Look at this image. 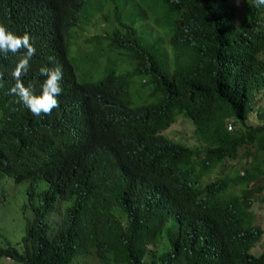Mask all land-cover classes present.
<instances>
[{
  "label": "trees",
  "instance_id": "1",
  "mask_svg": "<svg viewBox=\"0 0 264 264\" xmlns=\"http://www.w3.org/2000/svg\"><path fill=\"white\" fill-rule=\"evenodd\" d=\"M243 14L237 19L228 0H0V24L28 32L36 48L25 85L40 94V67L59 64L64 89L50 115H33L9 94L23 50L0 56V178H27L33 211L20 249L7 241L0 256L264 264V246L249 251L263 232L251 208L264 189V107L254 106L264 92V6L246 0ZM95 15L100 29L81 37ZM80 42L125 66L76 80L67 47ZM134 76L148 101L132 104ZM177 113L191 120L202 149L161 133ZM240 158L242 169L201 182ZM38 178L45 188L36 189ZM61 199L65 215L48 221ZM163 228L167 237L157 238Z\"/></svg>",
  "mask_w": 264,
  "mask_h": 264
},
{
  "label": "rangeland",
  "instance_id": "2",
  "mask_svg": "<svg viewBox=\"0 0 264 264\" xmlns=\"http://www.w3.org/2000/svg\"><path fill=\"white\" fill-rule=\"evenodd\" d=\"M246 0H228V2L233 5L236 9L237 19L242 20L243 12L245 9ZM94 24V25H91ZM88 25V24H87ZM101 20L98 16H94L91 22L82 31V35L92 34L95 28L100 29ZM149 28L152 27L151 24ZM86 26V25H85ZM97 29V30H98ZM87 43L71 44L67 47V55L72 61L74 68L75 78L78 81L95 80L98 79L101 74H103L104 69L109 66H115V68H123L125 65L119 62H112L103 59L104 55H99L96 53L94 47H88ZM264 56V54H263ZM95 69H99L96 71ZM139 77L134 76L131 83V102L132 104H138L146 102L149 97L146 96V92L141 89L139 85ZM254 99L256 100L254 106L260 105L264 107V92L258 91L255 93ZM174 121L170 123L168 127L161 130V133L167 137L173 138L177 141L183 142L188 145H198L199 148H203V145L198 141L193 133V124L191 120L184 116L182 113H177ZM248 120L250 122H257L258 119L255 113H249ZM245 160L243 158L233 159L224 162V166L219 167L216 170H212L204 175L201 182L204 183L211 179L213 176H218L221 173H228L231 169H242L245 165ZM29 181L27 178L21 179L19 181H14L10 176H3L0 178V245H4L7 241L15 245L20 249L19 240L20 236L24 232L25 219L31 220L33 216V211L31 206L28 204V188ZM46 187V183L43 179L38 178L36 181V189L40 190ZM230 189L232 191L236 190V187L231 184ZM264 189L261 190L254 200L253 207L251 208L255 213V223L259 225L263 232L260 238L254 242V244L249 248V251L253 254H257L261 251L264 246V199L262 198ZM66 200H59L56 203V209L51 214L46 216V219L50 222H58L65 215V207L67 205ZM170 219L167 224H170ZM168 231L163 228L158 234L157 238H166ZM22 249V248H21ZM0 264H22L21 262L8 259L7 257L0 256ZM89 264H107L98 261L97 258L90 260Z\"/></svg>",
  "mask_w": 264,
  "mask_h": 264
},
{
  "label": "clouds",
  "instance_id": "3",
  "mask_svg": "<svg viewBox=\"0 0 264 264\" xmlns=\"http://www.w3.org/2000/svg\"><path fill=\"white\" fill-rule=\"evenodd\" d=\"M239 3V0H237ZM257 7L264 6V0H255ZM32 37L28 32L23 35H17L0 24V56L6 58L9 53L19 55L17 63L11 72L12 83L9 94L17 97L19 103H22L35 116L41 114L50 115L54 108L59 107L58 97L63 93L61 86L63 79L62 67L57 64L55 67L42 66L39 72L45 77L43 80L40 94H36L34 82H29L27 86L23 82V77L31 67V60L36 54V48L31 43ZM50 63H55L54 58L49 57ZM4 74L0 72V81H3ZM3 84H0L2 87Z\"/></svg>",
  "mask_w": 264,
  "mask_h": 264
},
{
  "label": "built area",
  "instance_id": "4",
  "mask_svg": "<svg viewBox=\"0 0 264 264\" xmlns=\"http://www.w3.org/2000/svg\"><path fill=\"white\" fill-rule=\"evenodd\" d=\"M227 127L229 128V127H230V125L228 124V125H227Z\"/></svg>",
  "mask_w": 264,
  "mask_h": 264
}]
</instances>
